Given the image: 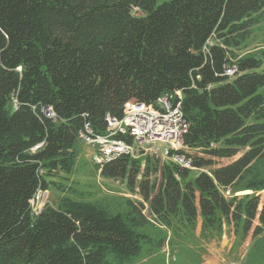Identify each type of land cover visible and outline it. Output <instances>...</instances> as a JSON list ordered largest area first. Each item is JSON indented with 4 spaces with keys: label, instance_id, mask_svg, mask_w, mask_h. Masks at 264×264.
<instances>
[{
    "label": "trees",
    "instance_id": "obj_1",
    "mask_svg": "<svg viewBox=\"0 0 264 264\" xmlns=\"http://www.w3.org/2000/svg\"><path fill=\"white\" fill-rule=\"evenodd\" d=\"M257 31L264 0H0V264H141L176 247L169 230L209 238L224 222L252 230L243 264H264V49L240 53ZM176 90L184 144L203 155L177 153L194 168L127 154L102 166L144 202L55 180L76 168L86 123L103 133L107 113ZM50 185L62 194L32 214Z\"/></svg>",
    "mask_w": 264,
    "mask_h": 264
},
{
    "label": "built area",
    "instance_id": "obj_2",
    "mask_svg": "<svg viewBox=\"0 0 264 264\" xmlns=\"http://www.w3.org/2000/svg\"><path fill=\"white\" fill-rule=\"evenodd\" d=\"M224 68L225 74L230 78L240 72L239 64L234 59L225 64ZM182 99V90H176L161 94L154 103H126L122 117L106 114L105 132H95L86 123L78 138L95 147L92 158L99 166V172L105 163L123 154L139 158L143 154L151 153L185 167H192L191 159L177 153L179 150L189 149L184 144V135L190 123L184 115ZM47 197L48 189H39L36 192L30 200L32 214H38L43 209L47 204Z\"/></svg>",
    "mask_w": 264,
    "mask_h": 264
},
{
    "label": "rangeland",
    "instance_id": "obj_3",
    "mask_svg": "<svg viewBox=\"0 0 264 264\" xmlns=\"http://www.w3.org/2000/svg\"><path fill=\"white\" fill-rule=\"evenodd\" d=\"M164 0H156L157 4L162 3ZM135 13L141 14V11L136 10ZM254 39L245 46L240 53L247 52L248 50H255L260 52L264 49V31H257L254 33ZM260 54V53H259ZM245 149H241L240 153L232 158H222L219 159L220 164H227L237 158ZM95 147L89 145L85 142L79 141L78 147V163L73 173L66 174L62 173L60 177L55 178L56 181L65 184H72L79 189H85L92 192V196L95 198L100 197H130L136 201H145L140 193L139 186H136L132 191L127 186L126 180L121 179H111L103 177L100 172L96 169L95 163L93 162V153ZM188 153L193 155H203L196 149L189 148ZM151 155V153L143 154ZM154 156L155 155H151ZM167 159L161 156V165L166 162ZM188 168H194L188 167ZM196 170V168H195ZM140 178V175H139ZM138 178V181H139ZM161 179L160 170L157 174L152 175V180H156L158 183ZM250 191L249 193H251ZM248 192L237 191L235 195H243ZM264 201V190L259 192ZM62 194L60 189L54 185H50L48 190V197L46 203H54L55 198ZM224 194L227 197L232 196L234 193L230 188L224 190ZM148 206V203H146ZM147 211V209H146ZM257 224V221L255 222ZM200 224L197 229L191 230L186 228V232L190 235L188 238L190 240L181 239L172 233L171 230L168 231L171 238H174V249L171 245H166L163 249V253H157L155 256L150 258L148 261L141 264H194L191 258L186 255H177V250L179 252L184 251L183 246H189L192 251L195 252L196 257L201 261L200 264H230L232 262H237L238 264H243V260L246 259V254L248 249L253 242L252 230L248 235H242V232H236L232 223H225L223 225L222 234L219 236L217 234L211 235L209 238L200 236L199 233ZM201 247H199V245Z\"/></svg>",
    "mask_w": 264,
    "mask_h": 264
},
{
    "label": "clouds",
    "instance_id": "obj_4",
    "mask_svg": "<svg viewBox=\"0 0 264 264\" xmlns=\"http://www.w3.org/2000/svg\"><path fill=\"white\" fill-rule=\"evenodd\" d=\"M99 167V166H98ZM98 171H99V169H98ZM101 172V171H100ZM49 190V189H48Z\"/></svg>",
    "mask_w": 264,
    "mask_h": 264
},
{
    "label": "water",
    "instance_id": "obj_5",
    "mask_svg": "<svg viewBox=\"0 0 264 264\" xmlns=\"http://www.w3.org/2000/svg\"><path fill=\"white\" fill-rule=\"evenodd\" d=\"M138 11H140V10H138Z\"/></svg>",
    "mask_w": 264,
    "mask_h": 264
}]
</instances>
